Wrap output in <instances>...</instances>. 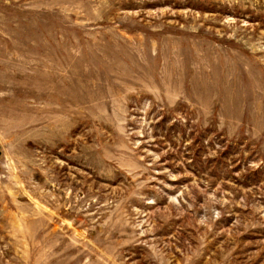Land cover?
<instances>
[{
    "label": "rangeland",
    "instance_id": "374dc122",
    "mask_svg": "<svg viewBox=\"0 0 264 264\" xmlns=\"http://www.w3.org/2000/svg\"><path fill=\"white\" fill-rule=\"evenodd\" d=\"M0 264H264V0H0Z\"/></svg>",
    "mask_w": 264,
    "mask_h": 264
}]
</instances>
